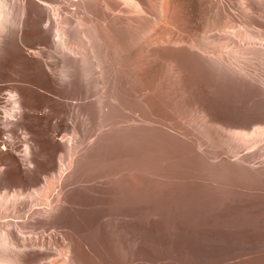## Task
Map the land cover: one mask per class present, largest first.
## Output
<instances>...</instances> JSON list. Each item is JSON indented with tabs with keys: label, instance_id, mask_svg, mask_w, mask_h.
<instances>
[{
	"label": "bare ground",
	"instance_id": "bare-ground-1",
	"mask_svg": "<svg viewBox=\"0 0 264 264\" xmlns=\"http://www.w3.org/2000/svg\"><path fill=\"white\" fill-rule=\"evenodd\" d=\"M0 82V126L68 121L0 264H264V0H0Z\"/></svg>",
	"mask_w": 264,
	"mask_h": 264
},
{
	"label": "rangeland",
	"instance_id": "rangeland-1",
	"mask_svg": "<svg viewBox=\"0 0 264 264\" xmlns=\"http://www.w3.org/2000/svg\"><path fill=\"white\" fill-rule=\"evenodd\" d=\"M28 53L30 52L29 50L27 51ZM31 53V52H30ZM8 60V59H7ZM5 61V60H4ZM7 61H5V63H6ZM3 74V76H6V74L8 73V71H7V69H5V70H3V71H1ZM7 72V73H6ZM1 84V86H0V111H1V106L5 103V102H2V100L3 101H5L4 99H5V95L7 94L6 92H5V90H7L6 89V87L4 86V84H2L3 82H0ZM5 89V90H2V89ZM3 92H2V91ZM5 93V94H4ZM51 94H52V96L54 95V97H60L58 94H56L55 92H54V94H53V92L51 91ZM58 95V96H57ZM1 96H2V98H1ZM4 96V97H3ZM4 98V99H3ZM55 99V98H54ZM37 101H38V103L41 101V94H38V96H37ZM58 99H55L53 102L55 103H53L52 102V104H53V106H52V104H51V107H52V109H54V107L57 109L58 107H59V104H58ZM41 105H39V108H41L40 107ZM57 106V107H56ZM42 110H40L39 112L38 111H36L35 112V115L33 114L32 116H30V117H28V118H24L23 120L25 121H23V120H21V121H19L18 123H12L11 125H8V126H0V173H1V176H2V178H3V187H4V185H7V187L5 186V188H3V187H1V189H0V192L1 191H7V192H9L11 195L13 194V192H15V190L17 189V190H19V189H22V190H24L23 191V193L25 194H22V195H24L25 197H24V200H26L27 199V197H26V192H27V190H26V192H25V188L22 186L23 184H30L31 182H33L34 180H41V176L40 175H38V172H35V173H37V175H35L34 173H31V172H34V170H38V169H35L37 166V164H35V163H37V161H36V159H38V157H36V155L38 156V154H36V153H34L33 151H30V155L31 156H33V155H35L34 157L36 158L35 159V161L36 162H34V158L33 157H31L30 155H27L26 154V152H25V147H26V144H28L31 140H33V138L34 137H32V135H34V134H32V133H39V129L40 128H42L43 126H47L48 125V122L50 121H54V122H57L58 123V125L60 124H62V120H63V118L64 117H66L65 115H63V114H58V113H56V114H44V113H42L41 112ZM43 114V115H38V114ZM0 114H1V112H0ZM28 114H26V116H27ZM37 115V116H36ZM44 115H46V118H45V116ZM47 116H49V118H51V120L47 117ZM51 116H54V117H51ZM56 116V117H55ZM59 116V117H58ZM61 117H63V118H61ZM53 118H55V119H53ZM34 119V120H33ZM61 119V120H60ZM67 119V118H66ZM42 120V121H41ZM43 120H45L46 121V123H45V121H43ZM49 120V121H48ZM65 120V119H64ZM63 120V122H65V123H67L68 121L67 120H65L64 121ZM33 121V122H32ZM37 121V122H36ZM60 121V122H59ZM21 122V123H20ZM23 122V123H22ZM42 122V123H41ZM44 122V123H43ZM65 123H63L62 124V126H60L59 125V127L60 128H64V124ZM21 124V125H20ZM43 126H42V125ZM15 125V126H14ZM17 125V126H16ZM41 125V126H40ZM16 127V128H15ZM19 127V128H18ZM22 127H23V129H22ZM14 128H15V131H14ZM16 129H17V131H16ZM27 130V131H26ZM8 131L9 132H12V133H14V134H16V135H19L17 138H15V139H13V141L12 140H9V136H6L5 137V134L7 133V134H9L8 133ZM25 131V132H24ZM29 131V132H28ZM16 132V133H15ZM23 134H22V133ZM31 137V138H30ZM38 138H41L42 139V137H38ZM11 139V138H10ZM16 140V141H15ZM32 142V141H31ZM31 158H30V157ZM27 157V160L28 161H26L25 160V158ZM33 158V159H32ZM29 159H31V160H29ZM33 161V162H32ZM39 164H38V166L40 167V158H39ZM31 162V163H30ZM35 164V166H34V164ZM12 164V165H11ZM3 169V170H2ZM3 171V172H2ZM5 173V174H4ZM31 174H34L33 176L31 175ZM6 175V176H5ZM4 176V177H3ZM31 176V177H30ZM33 177V178H32ZM33 179V181H31ZM6 181V182H5ZM30 181V182H29ZM8 182V183H7ZM5 183V184H4ZM27 184V185H28ZM9 185V186H8ZM22 186V187H21ZM21 187V188H20Z\"/></svg>",
	"mask_w": 264,
	"mask_h": 264
}]
</instances>
